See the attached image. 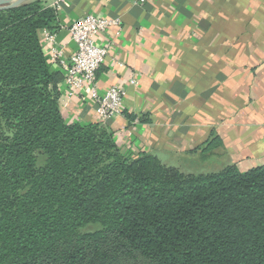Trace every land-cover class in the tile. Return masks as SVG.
I'll use <instances>...</instances> for the list:
<instances>
[{
    "label": "trees",
    "instance_id": "1",
    "mask_svg": "<svg viewBox=\"0 0 264 264\" xmlns=\"http://www.w3.org/2000/svg\"><path fill=\"white\" fill-rule=\"evenodd\" d=\"M58 26L44 0L0 10V264H264V164L185 172L67 122L39 35Z\"/></svg>",
    "mask_w": 264,
    "mask_h": 264
},
{
    "label": "crops",
    "instance_id": "2",
    "mask_svg": "<svg viewBox=\"0 0 264 264\" xmlns=\"http://www.w3.org/2000/svg\"><path fill=\"white\" fill-rule=\"evenodd\" d=\"M44 1L53 7L54 0ZM54 8L58 28L39 35L50 69L61 74L58 105L67 122H96L95 102L68 92L52 44L67 60L70 24L101 14L120 24L99 38L110 47L97 87L121 85L124 112L151 119L130 122L124 112L110 118L122 152L152 153L179 168L192 161L240 171L264 164V0H64ZM214 135L221 144L201 153Z\"/></svg>",
    "mask_w": 264,
    "mask_h": 264
},
{
    "label": "built area",
    "instance_id": "3",
    "mask_svg": "<svg viewBox=\"0 0 264 264\" xmlns=\"http://www.w3.org/2000/svg\"><path fill=\"white\" fill-rule=\"evenodd\" d=\"M64 0H54L53 7ZM119 18L108 17L96 13H84L74 20L68 30L74 43V50L67 60L60 58V51L52 44V59L64 69L62 83L70 94H88L95 102L96 122L106 124L114 115L124 112L126 90L121 85H111L104 92L97 87L96 72L104 63L109 44L99 38L105 36L110 29L118 27ZM104 38V37H103ZM130 85H136L138 79L131 77Z\"/></svg>",
    "mask_w": 264,
    "mask_h": 264
},
{
    "label": "rangeland",
    "instance_id": "4",
    "mask_svg": "<svg viewBox=\"0 0 264 264\" xmlns=\"http://www.w3.org/2000/svg\"><path fill=\"white\" fill-rule=\"evenodd\" d=\"M218 162V161H217ZM170 163V162H169ZM168 163V165H170ZM171 163H174V161H171ZM209 163L208 162H202L197 161V163H194V161L190 162V164H185L181 166V169L185 172H199V173H205V172H214L222 168V164H216V163ZM96 226H90L88 229L92 230Z\"/></svg>",
    "mask_w": 264,
    "mask_h": 264
},
{
    "label": "water",
    "instance_id": "5",
    "mask_svg": "<svg viewBox=\"0 0 264 264\" xmlns=\"http://www.w3.org/2000/svg\"><path fill=\"white\" fill-rule=\"evenodd\" d=\"M30 0H0V10L17 7Z\"/></svg>",
    "mask_w": 264,
    "mask_h": 264
}]
</instances>
